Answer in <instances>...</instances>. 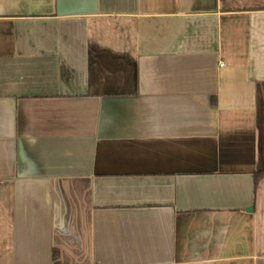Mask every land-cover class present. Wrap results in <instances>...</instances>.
<instances>
[{
	"label": "crops",
	"instance_id": "crops-1",
	"mask_svg": "<svg viewBox=\"0 0 264 264\" xmlns=\"http://www.w3.org/2000/svg\"><path fill=\"white\" fill-rule=\"evenodd\" d=\"M0 264H264V0H0Z\"/></svg>",
	"mask_w": 264,
	"mask_h": 264
},
{
	"label": "trees",
	"instance_id": "trees-1",
	"mask_svg": "<svg viewBox=\"0 0 264 264\" xmlns=\"http://www.w3.org/2000/svg\"><path fill=\"white\" fill-rule=\"evenodd\" d=\"M261 176H262V173H255V175H254V181H255V183L261 178Z\"/></svg>",
	"mask_w": 264,
	"mask_h": 264
}]
</instances>
